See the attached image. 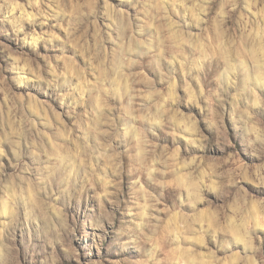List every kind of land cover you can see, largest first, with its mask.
Instances as JSON below:
<instances>
[{"label": "rangeland", "instance_id": "rangeland-1", "mask_svg": "<svg viewBox=\"0 0 264 264\" xmlns=\"http://www.w3.org/2000/svg\"><path fill=\"white\" fill-rule=\"evenodd\" d=\"M0 264H264V0H0Z\"/></svg>", "mask_w": 264, "mask_h": 264}]
</instances>
